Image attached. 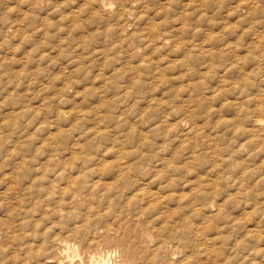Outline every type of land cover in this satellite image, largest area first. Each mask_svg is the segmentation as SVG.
Wrapping results in <instances>:
<instances>
[{"label":"rangeland","instance_id":"rangeland-1","mask_svg":"<svg viewBox=\"0 0 264 264\" xmlns=\"http://www.w3.org/2000/svg\"><path fill=\"white\" fill-rule=\"evenodd\" d=\"M256 119L264 0H0V264L121 255L89 242L132 224L116 221L136 213L120 194L143 181L139 218L182 223L160 264H264ZM192 237L207 248L198 257ZM147 248L133 264L150 261Z\"/></svg>","mask_w":264,"mask_h":264},{"label":"bare ground","instance_id":"bare-ground-1","mask_svg":"<svg viewBox=\"0 0 264 264\" xmlns=\"http://www.w3.org/2000/svg\"><path fill=\"white\" fill-rule=\"evenodd\" d=\"M256 125H264V119H256L255 121ZM254 124V123H253ZM262 129V128H261ZM129 169V167L127 168ZM211 185V184H210ZM67 189L63 188L62 191L65 192ZM89 190H92L91 188H89ZM205 190V189H204ZM206 191V190H205ZM53 192H55V190H53V188H49L48 190L45 191V195L46 196H51L53 194ZM109 192V190H107L105 193L103 192V195H106L105 197L110 198V194H107ZM142 192V193H141ZM82 192L79 191H73L72 192V197L73 199L77 200L79 199V196H81ZM64 193H62L61 191H59V195L62 196ZM147 195H149V182L143 181L142 183H140V185H137V187L133 190V189H129L127 191H123L120 196L123 200V202H125L124 207L122 208L123 210L129 211L131 210V208L134 210H136V213L134 214H128L125 213L124 215H122V212L119 216H117L116 221L120 220L121 221V225L125 226V224H129L130 221H132V224L128 227H125V229L120 230L119 228L115 227L116 224L114 223H108L107 225H105V235L103 236V238L101 237L100 240L98 241H93V240H89V246L92 248L93 245H95L96 243L100 244H110L109 246H111L112 244H116L118 243L121 246V255L120 254V250L119 249H106V250H98L94 253H92L89 257V264H106L107 261L106 259H112V260H116L117 258L122 257L121 262H124V264H133L135 262V260H133V250H135V248L138 245H145L146 247H149L147 249L146 253H151L153 255V257L149 260H147L144 264H160L159 261L157 260L158 256L161 254V252L163 250L166 249H170L171 247H173L172 242L174 240L180 241L179 238H181L180 236V229L182 226V223L180 225H178V222H170V221H166L167 223L164 224V227H160L159 229H151L150 225H149V219L142 221L139 217H141L142 215V211H144V207L138 205L139 207H137V202H141L140 200H145L147 199ZM156 195V194H155ZM154 196V195H153ZM201 198H204L206 200L211 201V197L209 194H203L202 196H200ZM109 200V199H107ZM153 200V199H152ZM197 199H195L196 201ZM200 200V199H199ZM197 200V201H199ZM191 203V202H190ZM195 204V202H194ZM196 204H198L196 202ZM90 204L86 205L89 206ZM192 205V204H191ZM87 208V207H86ZM145 212V211H144ZM145 216V215H144ZM188 217V216H187ZM161 218V217H160ZM169 219V218H167ZM163 220V218H162ZM185 220V219H184ZM183 220V221H184ZM190 221V220H189ZM170 222V223H169ZM196 222V221H195ZM234 222V221H232ZM233 224V223H232ZM159 225V224H158ZM199 225V224H198ZM214 225V224H213ZM202 226V225H201ZM184 225H183V229H184ZM192 228V227H191ZM189 226V229H191ZM195 227H193L194 229ZM200 228V227H198ZM202 228V227H201ZM214 228V227H213ZM192 229V231H193ZM204 229V227H203ZM208 229V228H207ZM195 230V229H194ZM200 230V229H199ZM203 232V230H200ZM252 231V230H251ZM254 231V230H253ZM112 232V233H111ZM196 234V231H194ZM199 232V231H198ZM197 232V233H198ZM187 233H189V231L187 230ZM245 233V232H244ZM99 234V233H98ZM185 234V233H184ZM203 234V233H202ZM205 235V234H204ZM203 235V236H204ZM210 235V234H208ZM215 235V234H214ZM195 236V235H194ZM225 236V235H224ZM207 237V236H206ZM210 237V236H209ZM206 240V239H205ZM220 241V240H219ZM74 242V241H73ZM200 242V241H199ZM257 242V241H256ZM175 243V242H174ZM177 243V242H176ZM210 243V242H209ZM252 243V242H251ZM59 244L61 245V248H64V252H76L79 253L80 251V247L78 245H76L75 243H72L71 241L63 239L61 241H59ZM198 241L196 237H192V239H190V241L188 242V245L190 246H197ZM199 245V244H198ZM54 246H56L54 244ZM57 247V246H56ZM141 247V246H140ZM176 250L178 249V246H175ZM201 247V246H200ZM62 248V249H63ZM117 248V247H116ZM119 248V247H118ZM196 248V247H195ZM202 248V247H201ZM29 249V248H26ZM95 249V248H94ZM186 249V248H185ZM199 247L197 246L196 249V253L198 257L199 254H201L202 252H204L206 249H202L200 251H198ZM33 250V248H32ZM119 250V251H118ZM143 253H145V249H142ZM209 252H214L213 250L210 251V249H208ZM217 250V249H216ZM173 251V252H176ZM189 250H187L188 252ZM37 252V251H35ZM169 252V250H168ZM179 252V251H177ZM200 252V253H199ZM230 252V251H229ZM42 253V252H41ZM90 253V252H89ZM191 253V252H188ZM193 253V252H192ZM28 254V253H27ZM215 254V253H214ZM30 255V254H28ZM150 255V256H152ZM183 255V254H182ZM186 255V254H185ZM184 255V256H185ZM205 254H202V256ZM229 255V254H228ZM34 257L37 255H33ZM62 256V255H61ZM146 256V255H144ZM149 256V257H150ZM184 256H182L184 258ZM189 257V256H188ZM204 257V256H203ZM86 258V257H85ZM147 258V257H146ZM210 258V257H209ZM33 259V258H32ZM182 259V258H181ZM189 259V258H188ZM27 260V259H26ZM25 260V261H26ZM46 260V259H45ZM52 260H49V262H51ZM120 260H116L115 263L113 264H117V262H119ZM196 261V258L194 260L189 261L188 264H193V262ZM212 261V260H211ZM260 261V260H259ZM34 262V261H33ZM46 262V261H45ZM140 262V261H139ZM179 262V261H178ZM203 262V261H202ZM198 263V264H202ZM210 262V261H209ZM31 263V262H30ZM87 263V262H85ZM33 264V263H32ZM51 264V263H50ZM59 264V263H58ZM73 264V263H72ZM75 264V263H74ZM120 264V263H119ZM123 264V263H121ZM181 264V263H179ZM184 264V263H182ZM236 264V263H235Z\"/></svg>","mask_w":264,"mask_h":264}]
</instances>
